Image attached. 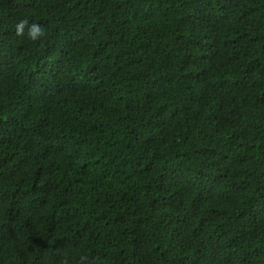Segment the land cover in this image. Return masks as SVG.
Masks as SVG:
<instances>
[{"label":"trees","instance_id":"trees-1","mask_svg":"<svg viewBox=\"0 0 264 264\" xmlns=\"http://www.w3.org/2000/svg\"><path fill=\"white\" fill-rule=\"evenodd\" d=\"M0 264H264V0H0Z\"/></svg>","mask_w":264,"mask_h":264},{"label":"clouds","instance_id":"clouds-1","mask_svg":"<svg viewBox=\"0 0 264 264\" xmlns=\"http://www.w3.org/2000/svg\"><path fill=\"white\" fill-rule=\"evenodd\" d=\"M14 34L17 37H26L33 43L46 38V30L43 26L35 22L30 23L27 17L14 25Z\"/></svg>","mask_w":264,"mask_h":264}]
</instances>
